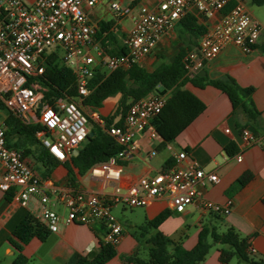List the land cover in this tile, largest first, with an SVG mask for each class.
<instances>
[{
	"label": "built area",
	"instance_id": "2783aa9c",
	"mask_svg": "<svg viewBox=\"0 0 264 264\" xmlns=\"http://www.w3.org/2000/svg\"><path fill=\"white\" fill-rule=\"evenodd\" d=\"M95 3L96 0H0V106L25 124H37L40 128L36 138L60 162L70 158L85 141L89 118L103 126L97 112L88 114L81 105L88 93L87 82L98 64L95 56L86 51L95 33V27L87 20L86 9ZM109 8L116 17L131 16L133 25L123 40L125 54L101 58L102 50L95 47L99 63L107 71L127 69L150 54L162 34L191 8L202 20L204 32L196 46L182 56L187 78L194 77L206 62L228 46L250 54L262 32L261 24L251 16L245 0H161L154 8L141 3L111 1ZM53 53L71 70L76 99L58 98L51 107L41 102L45 88L35 79L43 74L46 56ZM165 100L159 94L141 98L128 107L121 126L109 128L108 134L120 150L88 170L91 178L110 187L100 195H86L44 180L17 150L5 146L4 117L0 112V191L11 192V199L23 208L36 197L38 208L33 216L50 233H56L60 225L75 223L92 227L98 224L103 241L113 246L122 236V226L112 214V207L117 205L145 207L165 197L174 212L181 213L186 206L200 200L204 210L228 214L231 200L219 205L200 198L198 187L206 182L215 184L218 178L215 174H205L194 160L184 167L139 177L126 187L121 185L122 169L118 161L135 152L136 132L148 129L150 137H157L151 122ZM40 102L42 106L38 107ZM241 137L246 145L258 142L257 135L248 129L241 131ZM164 147L173 151L171 143ZM155 153L151 151L150 156ZM173 156L176 162H181L187 154L179 151ZM248 252L252 254L254 250L249 248Z\"/></svg>",
	"mask_w": 264,
	"mask_h": 264
},
{
	"label": "crops",
	"instance_id": "0c3cea01",
	"mask_svg": "<svg viewBox=\"0 0 264 264\" xmlns=\"http://www.w3.org/2000/svg\"><path fill=\"white\" fill-rule=\"evenodd\" d=\"M111 1L132 4V0H96L92 8L86 9L89 24L95 27V33L98 31L86 51L98 60L96 70L100 71L107 70L99 63L100 57L96 55L95 47L102 50L101 58L113 56L111 52H117L123 47V40L133 25L131 16L119 18L113 15L109 8ZM160 1L139 0L137 3L154 8ZM249 12L252 16L251 11ZM186 15L192 16L198 25L203 26L202 20L196 15L194 9H189ZM101 22L109 23L102 33L99 28ZM263 33L262 28L259 42L250 54H242L237 48L228 46L221 50L214 59L206 62L198 72L207 79H217L228 75L242 87H253L251 99L260 113L254 123H246L244 115L239 111L231 115L229 100L218 89L209 85L198 88L187 83L184 87L200 99L205 104V108L176 136L171 143L173 151L169 152L160 145L161 139L158 135L154 138L150 137L147 129L136 132L134 136L136 150L132 156L118 161L122 169L121 185L126 187L136 182L139 177L162 171L168 158L173 159L168 169L184 167L189 161L194 160L205 174H215L218 178L215 184L206 182L198 187L200 198L219 205L231 200V211L225 215H215L204 210L200 200H196L186 206L183 212L178 213L171 209L165 197L158 198L145 207L119 205L121 210L127 207L131 210L129 220L132 227L138 228L145 221L152 220L161 212L169 210L171 214L158 225L157 230L180 241L185 249H190L195 245L201 226L216 225L221 230L230 226L242 236L248 237L250 248L254 250V253L250 254L252 257L255 259L264 257ZM197 40V37L185 32V26L180 23L179 19L171 29L162 34L153 51L142 57L138 64L147 71H153L163 63L172 62L181 50L186 51L195 47ZM159 95L168 97V93ZM118 98L119 95H114L112 98L105 99L102 106L96 110L84 109L88 114L97 112L100 117L106 116L112 111ZM242 125L245 126L243 129H248L257 135L256 144L246 145L244 143L239 129ZM82 144L83 142L80 146ZM80 146L76 148L74 154ZM226 149L236 151L229 154ZM153 150L156 153L150 156ZM179 151L186 152L187 157L181 162H176L173 155ZM238 157H240L239 161ZM69 159L60 162L47 176L42 177L40 175L42 167L26 158L44 180L49 179L55 186L69 187L86 195H100L110 190V187L91 178L88 171L78 176L73 170L74 182L71 183L70 174L65 167V164L69 165ZM245 173L249 174L248 180L242 185L237 184V179ZM37 205V198L33 197L27 208L20 207L8 193L0 191V264H11L15 251L7 243V238L15 226L27 215H35ZM53 207L62 212L57 204L53 203ZM115 207H112V211ZM93 229L98 231V235L94 234ZM101 233V227L98 224L92 227L75 223L60 225L56 233H49L44 240L31 238L23 246L22 252L29 258L28 264H75L80 257L98 249L99 241L103 240ZM149 236V234L142 236L145 247H147ZM138 248L137 238L131 236L122 226L121 239L114 246L115 254L103 264H133L125 262L124 258L137 253ZM218 256V247H215L201 264H239L237 260L234 262V259L229 263H221Z\"/></svg>",
	"mask_w": 264,
	"mask_h": 264
},
{
	"label": "trees",
	"instance_id": "16d2710c",
	"mask_svg": "<svg viewBox=\"0 0 264 264\" xmlns=\"http://www.w3.org/2000/svg\"><path fill=\"white\" fill-rule=\"evenodd\" d=\"M138 1L132 0L131 3L136 4ZM250 1L256 6L264 5V0ZM180 23L185 26V32L191 36L199 38L204 32V27L198 25L190 15L182 17ZM108 25V22L99 24L101 33ZM96 33L98 34V31ZM96 33L93 36L96 37ZM125 52L126 48L123 45L119 51L111 52V55H122ZM184 52L181 50L172 62L163 63L153 71L145 70L138 63L131 64L127 69L95 70L87 82L88 93L82 98L81 105L86 109L96 110L102 106L105 99L114 95H119V98L112 111L106 116H101L103 126L97 125L90 118L88 119V129L93 134L91 136L87 134L83 144L70 157L69 165L65 164L70 174L71 183L74 182L73 170L76 175L81 176L91 166L106 161L108 157L115 155L120 150V146L108 134V130L113 126H121L128 107L141 98L168 93L161 111L151 122L161 139V146L172 143L176 136L205 108V104L184 87L187 83L198 88L209 85L218 89L229 100L231 115L239 111L244 115L246 123H254L257 120L260 113L251 99L253 87H242L228 75L217 79H207L198 73L192 78L185 77L181 64ZM43 67V74L35 80L45 88L41 98L44 105L54 107L55 100L58 98L76 99L75 78L57 54L46 56ZM0 112L4 117L5 146L17 150L24 159H29L33 164L40 165L42 167L40 175L47 176L60 161L54 158L36 138L35 133L40 127L37 124H25L2 106H0ZM244 127L243 125L239 126V129L242 131ZM226 150L229 154L236 151L235 149L233 151ZM172 162L173 159L168 158L163 165V170L168 169ZM248 178L249 174L245 173L237 179L236 183L242 185ZM8 195L11 196L12 193L8 192ZM170 214L169 210H165L139 227L143 232H147L149 229L153 230L147 239V257L140 258L137 253H134L124 258L125 262L133 264H201L205 261L211 248L216 245L219 252L218 259L221 263H229L235 259L244 264H264V257L254 259L248 252L250 248L248 237L242 236L230 226H226L222 230L216 225L201 226L195 245L190 249H185L180 241L157 230L158 225ZM214 214L219 215L218 213ZM93 231L95 235H98L96 229ZM49 233L38 219L33 215H27L15 226L7 238V243L15 251V257L11 264H28L29 258L23 254V246L33 237L44 240ZM114 254V246L100 240L99 247L95 252L80 257L75 264H103Z\"/></svg>",
	"mask_w": 264,
	"mask_h": 264
},
{
	"label": "rangeland",
	"instance_id": "374dc122",
	"mask_svg": "<svg viewBox=\"0 0 264 264\" xmlns=\"http://www.w3.org/2000/svg\"><path fill=\"white\" fill-rule=\"evenodd\" d=\"M245 4H246V6L248 8V11H251L252 16L261 24L262 28L264 29V5H262V6L253 5L250 0H245ZM263 35H264V33H263ZM112 97L113 96H111L110 98H112ZM112 214L119 221L121 226H123L125 228V230L131 236H134V237L137 238L138 243H139V248L137 250L138 257L146 258L147 257L146 256L147 251H146L145 243H144V240L142 239V236L143 235L145 236L147 234L150 235L153 232V230L149 229L147 232H143V231H141L139 229V227L138 228L132 227L131 223H130V220H129L130 219V215H131V210L128 207L125 210H121L120 206L118 205L117 207H115L113 209ZM215 247H217V246L214 245L211 248V250L214 249ZM234 262H236V260ZM239 264H244V263L239 262Z\"/></svg>",
	"mask_w": 264,
	"mask_h": 264
},
{
	"label": "water",
	"instance_id": "95a60500",
	"mask_svg": "<svg viewBox=\"0 0 264 264\" xmlns=\"http://www.w3.org/2000/svg\"><path fill=\"white\" fill-rule=\"evenodd\" d=\"M41 106H42V103L40 102V103L38 104V107H41ZM92 134H93L92 131H89V132H88V135H89V136H91Z\"/></svg>",
	"mask_w": 264,
	"mask_h": 264
}]
</instances>
